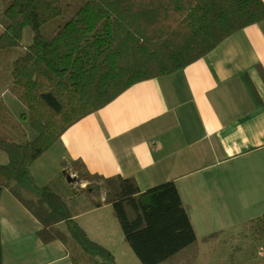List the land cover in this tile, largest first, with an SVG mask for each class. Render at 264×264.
<instances>
[{
    "label": "trees",
    "instance_id": "16d2710c",
    "mask_svg": "<svg viewBox=\"0 0 264 264\" xmlns=\"http://www.w3.org/2000/svg\"><path fill=\"white\" fill-rule=\"evenodd\" d=\"M72 1L77 10L50 38L41 28L63 15V0H11L3 10L6 23L0 31V51L21 46L23 30H32L30 44L12 63L7 91L23 106L20 118L33 136L21 140L20 125L0 101V151L6 157L0 163V192L14 182L33 194L35 199L13 195L39 223L41 243H66L69 236L78 250L70 256L72 264H116L111 251L91 240L75 221L67 202L35 182L29 166L70 126L133 84L182 70L233 33L264 21V3ZM62 165L74 175L73 195L85 194L96 207L111 206L138 264H194L199 243L218 236L213 232L197 239L171 181L141 192L132 177L90 173L82 160ZM257 223L264 230V214Z\"/></svg>",
    "mask_w": 264,
    "mask_h": 264
},
{
    "label": "crops",
    "instance_id": "0c3cea01",
    "mask_svg": "<svg viewBox=\"0 0 264 264\" xmlns=\"http://www.w3.org/2000/svg\"><path fill=\"white\" fill-rule=\"evenodd\" d=\"M9 81L8 71L6 89ZM73 160H82L90 173L132 177L141 192L173 182L197 239L213 232L226 239L257 222L264 214V21L233 33L182 70L133 84L70 126L29 166L38 185L67 202L91 240L115 261L120 246L119 256L130 258L111 206L96 207L85 194H72L74 175L62 163ZM14 193L35 199L14 182L1 190L2 264H41L34 253L50 255L47 263L72 264L75 244H42L39 223ZM214 244L199 243L194 264ZM258 253L264 262V248Z\"/></svg>",
    "mask_w": 264,
    "mask_h": 264
},
{
    "label": "rangeland",
    "instance_id": "374dc122",
    "mask_svg": "<svg viewBox=\"0 0 264 264\" xmlns=\"http://www.w3.org/2000/svg\"><path fill=\"white\" fill-rule=\"evenodd\" d=\"M10 1L11 0H0V31L2 30L4 24L6 23L5 17L3 16V10L10 3ZM63 3H64L63 15L59 18L51 20L41 28L42 33L46 38H50L53 35L54 31L57 30V28L61 26L66 20H68L77 10L78 6L75 5L74 4L75 2H73L72 0H63ZM31 38H32V30L27 27L23 30L21 46L0 51V101H3L5 103L7 109L10 112L11 117L16 121V123L20 125V126L18 125L20 132L22 135H25V137L27 135L33 136V133L28 128L26 122L21 120L20 118V114L24 111V108L7 91L5 85L7 83V72L9 71L10 73L12 68L13 62L11 63V58H13L14 56L18 57L22 55L25 46L30 44ZM22 135H21L22 141L29 139L28 137L25 138ZM73 179L74 177L72 178V181ZM74 185L70 184L71 189ZM79 185L80 187H84L85 183L81 182L79 183ZM30 196L34 197L33 194ZM61 227H62L61 229H63V231H65L66 233L64 226L61 225ZM66 235L68 234L66 233ZM67 237L68 240L70 241L69 236ZM120 237L121 238L123 237L122 233H120ZM214 241H215L214 245L208 246L204 252L201 251V253L203 252L202 255L200 256L201 262L198 261L200 264H202L204 261L205 262L203 264H206L207 263L206 260L209 259H211L209 260L211 261V264H264V262L261 263L259 257L261 255L258 253L261 250V247L264 248V230L262 229V226L257 222L253 221L245 226L239 227L232 235V237L229 236L226 239L217 237L214 238ZM230 243H237V244L235 246H229ZM122 247L123 246H120L121 249ZM119 249L117 250L118 255L116 257V264H138V259L134 255L132 250H130L129 252L130 258L127 259L126 257L121 258L119 256L120 254ZM198 250H199V246H198ZM12 256L14 257L15 255ZM32 256L34 257V259L41 260L42 262L41 264H52V263H47L50 258V255L48 254L38 255L37 253H34Z\"/></svg>",
    "mask_w": 264,
    "mask_h": 264
}]
</instances>
